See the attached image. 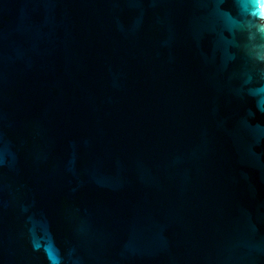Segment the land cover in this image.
Here are the masks:
<instances>
[{
    "label": "water",
    "instance_id": "1",
    "mask_svg": "<svg viewBox=\"0 0 264 264\" xmlns=\"http://www.w3.org/2000/svg\"><path fill=\"white\" fill-rule=\"evenodd\" d=\"M0 264H264V0H0Z\"/></svg>",
    "mask_w": 264,
    "mask_h": 264
}]
</instances>
